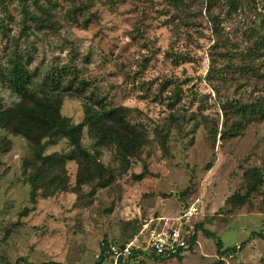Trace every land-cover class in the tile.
<instances>
[{
  "label": "rangeland",
  "instance_id": "374dc122",
  "mask_svg": "<svg viewBox=\"0 0 264 264\" xmlns=\"http://www.w3.org/2000/svg\"><path fill=\"white\" fill-rule=\"evenodd\" d=\"M34 1L0 0V110L25 100L15 70L37 99L59 84L61 115L86 124L81 147L103 168L65 172L68 139L44 147L0 127V264H95L104 242L175 223L193 203L197 243L181 258L104 264H264V0H39L41 23ZM127 125L140 133L133 155L95 138ZM39 153L58 161L34 205ZM255 169L263 183L241 203Z\"/></svg>",
  "mask_w": 264,
  "mask_h": 264
},
{
  "label": "trees",
  "instance_id": "16d2710c",
  "mask_svg": "<svg viewBox=\"0 0 264 264\" xmlns=\"http://www.w3.org/2000/svg\"><path fill=\"white\" fill-rule=\"evenodd\" d=\"M38 1L39 0H35L34 4L46 19H34H38L39 23H41L42 21H50V12L47 10V8L40 5ZM63 73L66 74L65 71H63ZM56 74L58 73L56 72L54 75ZM27 76V71L23 68L19 69V71L15 70L10 74L9 80L11 82L12 88L16 93H18V95L23 96L25 100L14 106V108L0 110V127L4 129H11L14 133L24 136L32 143L41 144L43 140H47L43 145L44 147L54 144L56 138L63 137L68 139L75 148V154H73L70 159L63 158L61 159V161H58V159L53 155L44 156L40 153L36 154L37 157L36 161L33 162V166H38V160L42 162V165L38 167V169H36V172L32 175L30 180L32 185L31 202L36 205L38 196L37 181L44 178L46 174L50 173V168L54 166L53 164H55V161H58V164L60 166L63 165L64 171L65 163H67L68 161L77 162L78 166H81L80 174L82 170H86L85 167L89 164H97V166H100V168H103V166L99 162H96L94 160V157L90 153L84 151L81 147L82 134L84 128L86 127V124L80 123L77 125H73L69 118L61 115L63 94L60 89V85L57 84L56 87L52 89L54 93L51 97H47L43 100L37 99L35 95L27 93V83L25 82ZM74 82L75 81H71L70 90L74 88ZM51 83L53 85V81H51ZM238 106L241 108L243 107L240 105ZM243 109L244 108H242V110ZM252 111L253 110H251V112ZM115 113L118 118H122L120 111H109L106 114L110 117H114ZM239 125H241V123H239ZM95 138H97L100 143H104L106 139H109L117 146H120L122 150L124 149L127 150L128 153L130 152L129 155H133V153H135L141 146L139 131L128 125L127 128L121 127L120 130H116L112 126H106L101 134L95 133ZM120 154L124 155L125 153L120 151ZM247 176L252 180V184L249 186L244 196H236L241 203H246L253 196V194L258 191V188L263 183L262 177L259 175L258 170L256 169L248 173ZM140 178H142V175L140 176ZM80 180L81 177L78 176V181L80 182ZM60 189L61 191L66 190V188L63 187L62 184H60ZM183 199H185V194L183 195ZM28 214L29 210L27 209L23 213H21L20 216L24 217ZM203 233L209 239L215 238V236L210 232L204 231ZM136 235L137 233L134 236ZM134 236L124 244L129 243L134 238ZM196 243L197 233L192 232L188 250L193 249ZM110 245L111 244L108 242L103 243L100 256L95 264H104L107 259L112 256V254L110 253ZM217 247L218 249H222V244L220 241H218ZM138 256L145 257V255H143L141 251L133 250L129 258H136ZM181 257L182 256L176 255L174 257H171L170 259ZM149 258L156 261L167 259L165 257Z\"/></svg>",
  "mask_w": 264,
  "mask_h": 264
},
{
  "label": "built area",
  "instance_id": "2783aa9c",
  "mask_svg": "<svg viewBox=\"0 0 264 264\" xmlns=\"http://www.w3.org/2000/svg\"><path fill=\"white\" fill-rule=\"evenodd\" d=\"M200 212L197 203L189 207L177 218L175 223L154 227V221L147 223L127 244L110 245V253L116 263L128 259L133 250L141 251L145 257H165L170 259L176 255L183 256L190 246L192 231L189 224ZM164 221L160 219L159 222Z\"/></svg>",
  "mask_w": 264,
  "mask_h": 264
}]
</instances>
